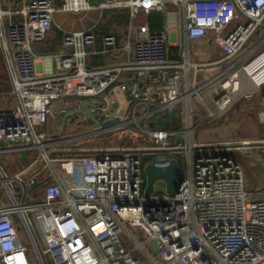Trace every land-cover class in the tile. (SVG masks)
<instances>
[{
	"label": "built area",
	"instance_id": "1",
	"mask_svg": "<svg viewBox=\"0 0 264 264\" xmlns=\"http://www.w3.org/2000/svg\"><path fill=\"white\" fill-rule=\"evenodd\" d=\"M95 10L129 11L132 21L159 13L164 28L152 32L132 23L123 40L98 37L94 29L68 32L65 52L48 57L52 73H41L45 57L34 45L47 40L55 15ZM181 34L188 41L210 39L222 51L220 62L193 65L185 53L183 64L170 63V36L177 40ZM99 41L102 49L95 50ZM0 53L12 86L3 96L8 108L0 109V144L35 152L43 166L11 178L0 170L2 191L12 202L0 208V264H31L25 239L39 264H143L124 245L126 230L140 236L138 249L150 243L165 264H264V198L248 192L243 166L229 156L240 152L255 164L264 142L194 143L190 122L172 131L171 123L154 129L159 117L168 119L183 101L219 80L214 102L221 113L243 94L264 99V0H61L58 9L54 0H0ZM98 55L111 65L92 69L89 58ZM211 66L221 69L213 80L190 85V70L197 75ZM57 103L67 118L87 103L102 123L119 119L108 132L134 124L155 144L147 153L182 158L185 179L177 194L145 195L140 152L49 153L55 137L42 129ZM56 168L65 178L79 176L85 193L73 196L58 183L40 182Z\"/></svg>",
	"mask_w": 264,
	"mask_h": 264
},
{
	"label": "crops",
	"instance_id": "2",
	"mask_svg": "<svg viewBox=\"0 0 264 264\" xmlns=\"http://www.w3.org/2000/svg\"><path fill=\"white\" fill-rule=\"evenodd\" d=\"M54 1H55L56 8L57 9L60 8L61 0H54ZM95 11H97V10H95ZM97 12H99L98 19L92 18L90 20V22L85 27L82 26L80 29H73V30L61 27L56 22V16L58 13L55 15L54 23H53V30L48 35L47 40L42 45L35 44V47H34V50L39 57H41V58L45 57V59L41 60L39 65H38V70L41 73L43 72V74H46V73L50 74L53 71V62H52L51 68H48L46 66V60L49 59L48 57L55 55V54L65 52V49H64L63 44H62L64 34H66L68 32H82V31L97 29V27L100 25V23L102 21L104 11L99 10ZM145 16H148V15L139 16L138 19H136V20L139 21V18L145 17ZM136 20H134V21H136ZM132 23L133 22H131L130 25ZM133 24H135V23H133ZM135 25L136 26H142V25H148V24L144 23V24H140V25L139 24H135ZM126 33H127V29H126ZM177 37H178V39L174 40V36L173 35L170 36L169 49L173 48V47L178 48L179 49L178 50L179 57L181 58V60H182V58H184L182 56L185 53H187L189 63L193 64V65H195V64L214 65V64L220 62V60L222 58V51L218 47H216L210 39L188 41L187 38L182 34L177 35ZM124 38L125 37H123V39ZM182 44H185V48H183ZM96 49H99V50L102 49V44L100 41L97 43V47L95 48V50ZM46 51H52L53 53H50V54L47 53L48 55H45ZM0 56L3 59V56L1 53H0ZM91 58H95V57H90L89 63H91ZM169 59H170V57H169ZM3 61H4V59H3ZM183 63L184 62H182L181 64H183ZM238 65H240V63ZM4 67H5V71L8 75L5 63H4ZM219 67L220 66H211L210 68L205 70L203 73H200L197 75L195 72L190 70L189 77L187 79H189L190 85H191V80H192V84L195 81H196V83L197 82L209 83L211 80L214 79L216 73L221 70V69H219ZM185 75H186V73H185ZM8 79H9V75H8ZM9 82H10V79H9ZM194 86L197 88L199 87V85H194ZM206 87H204L201 90L200 97L194 95V96H192V98H190L189 102L183 101L182 104H180V106H179V108L181 109L182 112H181V119L179 117V121L177 124H178V126L180 124V127H186L189 122L191 123L192 129H193L192 140L194 143L211 142L213 139H216V137L219 136L218 135L219 131H217V130L215 131L214 128H208L204 131H201V125H204L206 122L211 121L210 117H209L210 111H207L205 109L206 108L205 102L210 99V97H211L210 93L211 92L205 93ZM11 89H12V86H11V82H10V90ZM259 100H260L259 107H260L261 111L263 112L264 111V99H263L262 95H259ZM199 101H201L203 103L205 108L204 107L199 108V106H198V104H200ZM207 105H208V107H211L210 102H209V104L207 103ZM8 106L9 105L6 104V106H4L1 109H7ZM194 106H196L197 108ZM53 109H54V115L49 118L48 124L42 129V131L44 133H46L47 135H49V133H51V132H49V131L47 132V130L45 128L49 125L52 118H53V120H56V116H60L61 117L60 124L58 126H56V125L54 126L55 128L53 130L54 132L52 133L53 134L52 136H54L55 138L57 136H59V138H61L63 141L65 140V142H61V145L63 143L67 144L68 141L70 143H75L76 139H71L72 138L71 136H75V134L77 132V129H75L74 131H71L72 127H73L72 126L73 122L71 121V119L69 117L68 118L64 117L60 113V109H61L60 103H57V105L55 104ZM85 112H86L85 116H87V118H88L87 111H85ZM167 118L169 119V115L167 116ZM259 120H260V114H259ZM171 125H173V124H170L169 126H171ZM95 130H98L97 136L107 135V134L111 133L108 131L106 132L103 129L95 128ZM224 131L226 132V134H229L231 132V128L224 129ZM61 145H59V146H61ZM56 146H57V144L53 145L50 148V150H54L56 148H59ZM52 148H54V149H52ZM113 151H116V150H113ZM102 152H112V151L111 150H106V151H101V152L98 151L95 154H100ZM56 154H58L57 156H63L61 153H55L54 155H56ZM95 154L93 153L92 155H95ZM67 155L71 156L69 153ZM14 159L17 160L18 166H16V167H13V165L10 164V161L12 162ZM23 161H24V163H23ZM27 161H28V164H27ZM26 164H27V166H25ZM42 167L43 166L41 165V163L37 160V154L35 152L30 151V150H25V149H14V148L9 147L7 145L0 144V170L2 171V173L5 176L11 178V177H13L19 173L26 172V171L37 172V171H39V169H42ZM52 172H53V174H52ZM183 172L185 174V171H183ZM41 178L43 180H40V182H48L49 184L50 183L60 184L61 187H63V189H65L66 191H69L71 193V195H73V196H82L85 193L84 185H82L79 176L65 178L64 175L61 173V171L58 168H56L54 171L48 172V174H46V173L42 174ZM2 190H3V186L0 183V208L6 207V206H11L12 202L9 200L6 193H4ZM255 191H256V193L253 195L256 199H263L264 198V187L262 186V184L260 182H259L258 186H255ZM131 233H135V232H132L130 230L124 231L123 235H122V240H123L124 245L129 250L132 251L135 258L139 259L141 262L143 261L142 262L143 264H158L156 259L159 255L161 258L162 264H163L162 255L160 252H158V250L155 247L150 245V243H144L143 242V248L138 249L136 247L135 241L141 240L139 238L140 236L134 235V237H133V235H131ZM133 238L135 240H133ZM36 239H37V243L39 244V246L41 248L46 247L45 241L39 237V234H36ZM31 244L32 243L30 242V240L25 239V245H26L27 250H28V253H27L28 257L30 259L31 264H34L35 259L37 260V257H36L35 252L32 253V251L30 249ZM145 260L147 261V263L145 262ZM37 262H38V260H37Z\"/></svg>",
	"mask_w": 264,
	"mask_h": 264
},
{
	"label": "rangeland",
	"instance_id": "3",
	"mask_svg": "<svg viewBox=\"0 0 264 264\" xmlns=\"http://www.w3.org/2000/svg\"><path fill=\"white\" fill-rule=\"evenodd\" d=\"M98 17H99V12L97 11H89L80 14L58 13L56 16V22L61 27L73 30V29H80L82 26L85 27L92 18L98 19ZM144 21L145 18L141 17L139 23H142ZM117 32L121 36H123L125 35L126 30H124L123 28H119V29L117 28ZM182 46L183 48H185V44H182ZM185 59H186L185 57L182 58V62H185ZM46 66L48 68L52 67L51 59L46 60ZM220 81L221 80L216 81L214 83H210L206 87L205 93L211 92L210 99L205 102L206 108L204 107L203 103L199 101L200 103L198 104L199 108L204 107L207 111H210V113L216 116L214 119H210L211 121L206 122L204 125H201V131H204L208 128H214L215 131L216 130L219 131L218 133L219 136H217L218 138L216 137V139H213L212 141H226V142L254 141L259 143L264 142V124H262L259 120V114H261L262 112L259 107V102H260L259 95L257 94L256 96L248 100L245 98L243 94L242 98H240L235 105H233L225 113H221L217 110L214 102L215 89L218 90L220 89L219 88ZM9 90H10V82L8 79V75L5 71L4 61L0 56V109L6 106L7 104V101L3 100V96ZM208 101L210 102L211 107H208L207 105V103L209 104ZM140 111L142 112V109ZM76 113H77L76 115L69 117L73 122L72 124L73 127L71 131L77 129L75 136H71L72 137L71 139H76L75 143H70L68 141L67 144L63 143L61 145V142H65V140L63 141L61 138H59V136H57L52 141V145L57 144L56 147L59 148L56 149L52 148L54 150H50L49 153L51 152L61 153L63 157H65L68 153L69 154L72 153L73 151H83V152H90L95 154L98 151L101 152L106 150L113 151L118 149H127L129 151L145 153L147 151L152 150L155 146L154 142H152V140L147 135L143 134L142 131H139L136 125L134 124L127 125L123 130H119V131L113 130L111 131V133L107 135L97 136L98 130H95L92 124L89 125L90 124L88 123L89 120L87 116H85L86 112L84 110H79ZM60 121H61L60 116H56V120H53V118L51 119L49 125L45 128L47 132L48 131L51 132L49 133L50 136L53 135L52 133L54 132L53 130L55 128L54 126L55 125L58 126L60 124ZM147 128L150 127L144 126V130H149ZM227 128H231V132L229 134H226V132L224 131V129ZM102 153H106V152H102ZM239 154L242 156L240 152ZM242 157L244 164L247 167L248 165L250 167L251 165L254 164L255 161L254 159L251 160L246 156H242ZM257 161L258 162L261 161L264 163V153H260V156L258 157ZM10 164L13 165V167L18 166L16 159H14L12 162L10 161ZM246 170L247 171L245 172V174L247 173L246 176L247 190L249 193L255 194L256 193L255 186H258L259 184V178L257 177L259 171L258 169H253V168L252 169L246 168ZM155 193L157 195L166 194V184L162 181L157 182L155 184ZM32 201H34V199ZM30 247L32 253L35 252V248L32 244ZM156 260L158 264H162L159 255ZM145 262L147 263L146 260ZM34 264H39L36 259Z\"/></svg>",
	"mask_w": 264,
	"mask_h": 264
},
{
	"label": "trees",
	"instance_id": "4",
	"mask_svg": "<svg viewBox=\"0 0 264 264\" xmlns=\"http://www.w3.org/2000/svg\"><path fill=\"white\" fill-rule=\"evenodd\" d=\"M7 2H14L16 5H18L20 3V0H5ZM142 16V15H141ZM145 21L142 23H139V21H132L131 17H130V13L129 11H104V15L102 18V21L100 23V25L97 27V29H95V33L97 34L98 37H102L105 35H114L116 36L119 40H122L123 37H126V33L125 35L121 36L118 32H117V28H123L124 30L127 29V27L130 25L131 22L135 23V24H144L147 23L149 25V28L152 32H160L162 31L163 27H164V18L161 14L159 13H152L148 16H145ZM140 20V18H139ZM43 43H38L37 45H42ZM35 47V45H34ZM178 48H170V59L169 62L173 63V64H181L182 60L179 57V52H178ZM35 51V50H34ZM36 53V52H35ZM47 53H53L52 51H46L45 55H48ZM44 55V56H45ZM174 55V56H173ZM172 56V57H171ZM95 58H91V63H90V67L92 69H102V68H107L109 67L111 64V59L108 57H103V56H92ZM90 62V61H89ZM88 123H90V125H94L91 121H88ZM178 128H180V124L179 126H175V125H171L168 126L167 130H177ZM154 129H158L157 125H154ZM93 153L90 152H83V151H73L72 153H70V155L72 157H81V156H90ZM58 155V154H56ZM139 155L142 157L143 159V164L146 167V165L154 163L157 159H161V158H172V159H176L180 165L181 168H184V161L182 160V158H180L178 155H173L171 153H139ZM26 162V161H25ZM24 163V161H23ZM28 164V161H27ZM27 164L25 166H27ZM145 182H146V177H145Z\"/></svg>",
	"mask_w": 264,
	"mask_h": 264
},
{
	"label": "water",
	"instance_id": "5",
	"mask_svg": "<svg viewBox=\"0 0 264 264\" xmlns=\"http://www.w3.org/2000/svg\"><path fill=\"white\" fill-rule=\"evenodd\" d=\"M30 1V0H27ZM84 111H87L88 119L94 124V127L97 129H103L104 131H108L114 126L119 124V119H113L102 123L100 120L96 119L88 110V104L84 103L82 105ZM117 105L115 106V109ZM179 114H181V109L179 107L173 109L169 114V119H164L159 117L156 121V125L160 130H165L166 127L171 123L177 126L179 121ZM229 156L233 157L236 162L240 163L245 172L246 168L249 169H258L259 173L257 177L259 178V182L264 187V164L261 162H257L254 165L248 167L244 164L243 157L244 155H240L239 153H229ZM145 177H146V188L145 195L150 197L155 194V184L159 181H162L166 184V194L169 196H174L177 194L180 185L183 183L185 179V174L180 167L178 161L176 159H171L166 162H156L146 165L145 167ZM247 176V173H246Z\"/></svg>",
	"mask_w": 264,
	"mask_h": 264
}]
</instances>
